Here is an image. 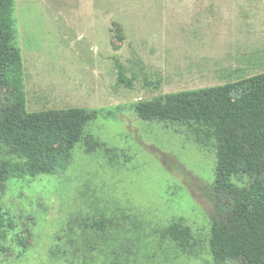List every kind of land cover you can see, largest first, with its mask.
Wrapping results in <instances>:
<instances>
[{"label": "rangeland", "instance_id": "rangeland-1", "mask_svg": "<svg viewBox=\"0 0 264 264\" xmlns=\"http://www.w3.org/2000/svg\"><path fill=\"white\" fill-rule=\"evenodd\" d=\"M15 18L26 112L98 114L65 170L0 182V264H239L210 249L216 140L133 104L263 73L264 0H15ZM173 222L187 247L164 234Z\"/></svg>", "mask_w": 264, "mask_h": 264}, {"label": "trees", "instance_id": "trees-1", "mask_svg": "<svg viewBox=\"0 0 264 264\" xmlns=\"http://www.w3.org/2000/svg\"><path fill=\"white\" fill-rule=\"evenodd\" d=\"M15 24V0H0V89L7 97L0 104V182L65 170L73 146L98 114L80 107L26 112L21 53L13 44ZM119 71V81L132 85L122 66ZM133 108L142 120L195 123L214 137L217 165L210 196L217 208L210 217L211 252L217 262L264 264V72L140 100ZM86 144L88 151L102 145L94 140ZM242 175L247 182L234 180ZM0 223L12 225L8 213L0 215ZM110 223L101 219L91 227L106 232ZM164 234L182 248L192 238L191 228L181 222L171 223Z\"/></svg>", "mask_w": 264, "mask_h": 264}]
</instances>
